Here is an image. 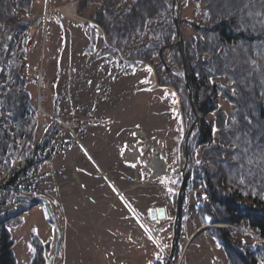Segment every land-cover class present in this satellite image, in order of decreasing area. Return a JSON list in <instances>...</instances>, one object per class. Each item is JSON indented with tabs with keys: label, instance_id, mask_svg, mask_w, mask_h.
Masks as SVG:
<instances>
[{
	"label": "rangeland",
	"instance_id": "rangeland-1",
	"mask_svg": "<svg viewBox=\"0 0 264 264\" xmlns=\"http://www.w3.org/2000/svg\"><path fill=\"white\" fill-rule=\"evenodd\" d=\"M108 1L111 2L109 11L113 21L134 3V0H74L77 13L92 20L106 4L108 6ZM157 1L161 8H166L160 9L162 11L156 19L149 21L143 30L137 31L132 38L127 39L130 40L129 45L123 49L115 47L106 34L107 40L122 52L124 58L142 60L131 57L141 54L140 50L143 48H148L156 40L153 35L157 30H162L163 38L171 35L169 42L176 50L166 44L162 47L164 60L156 56L153 64L149 63L155 71H161L162 76H166L165 69H168L169 75L182 76L183 66L176 60L179 48L176 44L172 0ZM69 2L70 0H49L47 7L46 4L36 3L31 8L36 15H47L48 18L47 21H44V18L39 25L32 26L34 34L30 44L33 45L29 44L26 49L27 58L24 59L22 72L34 106L39 99L38 92L44 93L45 113L37 114L35 124L30 129L34 134L33 143L29 138L16 142L25 143L31 151L48 132L51 124L56 125L58 135L52 143L53 154L39 168L34 167L31 173L21 176L16 185L22 191L15 192L21 195L12 200L9 198L1 204L0 215L5 212L17 215V212L27 209L21 201L22 198L28 200L25 196L45 199L50 204L62 233L54 264H66L67 252L69 255L74 253V239L72 241L69 234L73 236L74 231L80 234L84 229L89 232L92 224L102 221L100 216L106 213L102 196H115V188L109 181L114 180L117 183V195L123 194V188L127 189L125 196L129 197L130 202L123 201L125 209L121 216L126 232L125 249H129L131 256L125 263L152 264L155 259L164 262L172 238V226L169 221L174 220L175 215L174 193L181 183V167L185 165L184 141L181 140L180 126L173 111L174 103L164 90L151 89L152 83L148 81L150 72L147 68L125 61L118 51L108 47L102 36L97 34L92 50L88 27L74 25L59 16L60 8ZM177 5L183 42L184 39L186 41L196 35L191 24L202 23L204 6L201 0H177ZM17 16L19 19H27L26 16L22 17L20 12ZM45 36H48V39ZM40 70L46 74L50 88L41 90L33 82V74ZM215 81L219 82L220 79ZM217 102L219 109L228 112L231 110V105L221 96H218ZM47 112L59 120L50 119L45 115ZM198 114L199 123L193 133L202 120L210 121L215 118L214 113L204 114L198 111ZM160 147L164 151L168 172L150 179L146 172L149 157L155 155ZM201 149L198 150L196 164L200 163L203 153ZM25 150L12 154L14 167L19 165L20 155L26 154ZM127 150L137 153L138 158L132 160L126 155ZM42 156L43 154L39 153L38 158ZM2 170L0 168V172L4 174ZM195 173L194 169L191 175L194 176ZM101 180H106L111 189L101 188L96 183ZM199 193L206 195L202 190ZM120 195L118 196L122 198ZM120 200L118 203L122 201ZM199 202L191 190L187 194L186 214L183 221L182 217L180 221L178 246L182 249L174 264H228L224 250L208 235L212 226L220 225L232 229L230 240H241L251 246L252 252L264 249V244L256 250L252 249L253 241L247 233L249 226L244 224L233 225L235 227L226 223L202 225L197 210L193 208ZM113 204L116 206L117 202ZM44 207L38 202L18 217H12L13 221L8 223L14 233V249L19 264L31 263L33 252L30 236L33 234L44 244H49L45 255L46 264H50V253L57 233L55 224ZM161 207L166 209V218L153 220L151 211ZM127 210L130 229L126 224ZM156 229L161 232L162 238L158 237ZM244 229L246 231H243ZM84 236L87 239L89 237L88 234ZM86 244L90 243L85 242ZM112 248L115 255L122 252L120 243H116ZM105 260V264H116L113 258Z\"/></svg>",
	"mask_w": 264,
	"mask_h": 264
},
{
	"label": "trees",
	"instance_id": "trees-1",
	"mask_svg": "<svg viewBox=\"0 0 264 264\" xmlns=\"http://www.w3.org/2000/svg\"><path fill=\"white\" fill-rule=\"evenodd\" d=\"M201 2L204 6L202 23L191 24L196 35L182 43L197 110L204 114L214 113L215 118L202 120L190 138L192 172L195 169L196 173L190 176L186 187L182 221L186 214L187 194L194 190L200 202L193 208L197 210L202 225L244 224L264 237V0ZM110 5L111 2L108 6L106 4L93 20L105 29L110 43L120 49L129 45L127 39L156 19L162 11L160 9L166 8H161L157 0H134L113 21ZM31 8L30 0H0V168L5 171L12 167V154L19 151L16 141L29 138L33 143L34 134L30 129L38 117L22 70L29 48V31L41 19L30 23L17 16ZM88 29L93 50L98 35L92 27ZM162 32L157 30L153 35L156 40L131 59L153 64L156 56L160 58L162 47L168 44L173 48L169 42L171 35L163 38ZM176 60L183 66L179 51ZM130 63L138 65L134 61ZM156 72L161 85L172 86L178 93L188 131L194 122V110L184 73L182 76L169 75L165 69L166 76H162L161 71ZM218 96L231 105L229 112L219 109ZM179 131L181 134L180 128ZM57 133L56 125L51 124L35 150L22 156L9 179L0 183V205L9 197H16V191H22L16 185L22 175L31 173L34 167L39 168L50 158ZM199 149L203 153L200 163L196 164ZM39 153L43 154L41 158H38ZM178 189L174 193V214ZM200 190L206 195L199 193ZM21 201L27 208L23 211L36 204L27 199ZM23 211L17 215L10 212L0 215V264H19L14 233L8 223ZM231 230L221 226H212L208 230V235L224 250L227 263L264 264V249L252 252L251 246L241 240L232 242ZM30 239L33 252L30 264H46L45 252L49 244H44L36 234ZM181 249L179 245L178 254ZM154 264L164 262L155 261Z\"/></svg>",
	"mask_w": 264,
	"mask_h": 264
},
{
	"label": "water",
	"instance_id": "water-1",
	"mask_svg": "<svg viewBox=\"0 0 264 264\" xmlns=\"http://www.w3.org/2000/svg\"><path fill=\"white\" fill-rule=\"evenodd\" d=\"M172 12H173V22H174L175 32H176V37H177L176 44L178 45L179 52H180L182 62H183L185 85L188 90L191 106L195 112V121L193 125L190 127V129L188 130V132H186L183 113H182V107H181V101H180V97L178 93L175 91V89L172 86L161 85L159 83L156 71L149 62L145 60H134V62L138 63L140 67H144L149 70L150 73L148 76V81L152 83V87H151L152 90L162 89L168 95L171 96L172 102L174 103L173 111L176 113L177 122L179 123L180 130H181V135H182L181 140L184 141L185 165L181 167V183H180V186L177 192V199H176V204H175V215H174V223L172 227V238L170 242V251H169V255H168V258L165 264H174L176 261L177 255H178V242H179L180 221L182 217L183 202H184V198L186 195V187H187L190 175H191V158H190V151H189V142H190V138H191L194 128L199 123V114H198V111H197V108L194 102L193 91H192V88H191V85L188 79L187 61H186V57H185L183 47H182V38H181V31H180V24H179V15H178L179 10H178V5H177V0H172ZM59 16L65 19L67 22H72L74 25H79L82 27H92L99 36H102L104 38L106 44L111 46L108 43L106 33L101 25H99L94 20L83 17L77 13L74 0H70L69 3H67L65 6L60 8ZM116 50L119 52V54L122 56V58L125 61H130L124 58L122 52L118 48H116ZM163 50L164 48L160 50V58L162 60H164L163 55H162ZM35 201L40 202L46 206L48 210V214L52 218V221L55 224V227H56L55 229L57 230L58 233H60L59 224L53 212L51 211L48 203H46L44 200H41V199L35 200ZM151 215H152L153 220L165 219L166 210L164 207H161V208H158L156 211L155 210L151 211Z\"/></svg>",
	"mask_w": 264,
	"mask_h": 264
},
{
	"label": "crops",
	"instance_id": "crops-1",
	"mask_svg": "<svg viewBox=\"0 0 264 264\" xmlns=\"http://www.w3.org/2000/svg\"><path fill=\"white\" fill-rule=\"evenodd\" d=\"M109 181L113 184L115 188L113 190L115 196H109L108 194L102 196V201H104V203L102 202V204L106 205V213L105 215L100 216V219L102 220L101 222L96 221L94 225L92 224V228L94 230H92L91 228V230L88 232V230L84 229V231L80 234L78 231H74L73 236L69 234V237L72 238V241L74 239V248H72L74 253L72 255H69L67 252L66 264H105V262L107 261L105 259L110 260L112 258L115 260L116 264H126V259H130L131 256L129 253V249H125L126 232L124 221H122L121 217L125 209L123 201L126 200V202L130 203L129 197L127 198L125 196V194H127V189L123 188V194H118L122 197L120 198L116 192L117 183L114 180ZM96 183L101 188L105 187L107 189H111L109 188V184L106 180H101V182L97 181ZM119 200L121 202L118 203ZM115 201L117 202L116 206L113 204ZM127 212L128 222L126 224L130 229L129 210H127ZM66 234H68V231L66 232ZM85 234L89 235V240L84 236ZM127 236L129 240V230L127 232ZM84 241L89 242L90 244L85 245ZM116 243H120V245L122 246V254H114L115 252L112 247L115 246ZM66 250L68 251L67 244ZM155 261H161V259L153 260L152 264H154Z\"/></svg>",
	"mask_w": 264,
	"mask_h": 264
},
{
	"label": "bare ground",
	"instance_id": "bare-ground-1",
	"mask_svg": "<svg viewBox=\"0 0 264 264\" xmlns=\"http://www.w3.org/2000/svg\"><path fill=\"white\" fill-rule=\"evenodd\" d=\"M49 2V0L47 1V2H43V3H40V4H46V7H47V3ZM39 4V5H40ZM47 12H49V10L47 9ZM48 14V13H47ZM22 21V20H21ZM36 23V22H35ZM34 34V32H33V28H31L30 29V31H29V37H32V35ZM182 38V37H181ZM183 39V38H182ZM29 40V44L30 43H32L31 42V39L29 38L28 39ZM32 40H33V38H32ZM175 40V39H174ZM30 45H33V44H30ZM111 47H114V46H112L111 45ZM182 47H183V45H182ZM115 48V47H114ZM184 49V48H183ZM12 50V49H11ZM184 51V50H183ZM37 85V84H36ZM39 88H41V90L44 88L43 86H39V85H37ZM38 93H40V91L38 92ZM40 94H42V95H44V93H40ZM45 97V96H44ZM36 102H37V100H36ZM46 102V98H45V101H44V103ZM36 105L37 104H35V110H36V112H37V109H36ZM42 108H43V105H42ZM37 114L39 115V113L37 112ZM193 133V132H192ZM191 142V141H190ZM20 143H22L21 141H18L17 143H16V145H17V147H18V149H19V151H21V152H24L23 150L24 149H20V146H19V144ZM26 146V149H27V145H25ZM29 153H26V154H23V155H20V159L22 158V156H26V155H28ZM126 155L127 156H130V158H132V160H136L137 158H138V154L137 153H130V151L129 150H127L126 151ZM15 165H13L12 164V170H10V171H3L2 170V172L6 175V176H4L1 172H0V182H2V183H4V182H6L8 179H9V177L12 175V172H13V167H14ZM184 166V165H183ZM18 167V166H17ZM15 168V167H14ZM146 172H147V174L150 176V179H154V178H157V177H159V176H163V175H165V174H167V165H166V158H165V155H164V151H163V148H158L157 150H156V152H155V156H154V158H150L149 159V161H148V167L146 168ZM191 174H192V166H191ZM14 175V174H13ZM191 176V175H190ZM18 195V194H17ZM21 195V194H20ZM24 195V194H23ZM16 196V195H15ZM23 197V196H22ZM21 197V198H22ZM25 197H27L28 198V200H30L32 203L34 202V203H38V202H36L35 200H39V199H33L32 197H30V196H25ZM10 198V197H9ZM12 198H14V197H12ZM12 198H11V200H12ZM18 198V197H17ZM19 199V198H18ZM23 199V198H22ZM9 200V199H8ZM41 200H44L46 203H48L45 199H41ZM14 201V200H13ZM40 203V202H39ZM42 204V203H41ZM42 205H44V204H42ZM48 205L50 206V204L48 203ZM45 206V205H44ZM46 207V206H45ZM44 207V208H45ZM47 209V208H46ZM50 209H51V211H52V208L50 207ZM48 211V210H47ZM50 217V216H49ZM50 219L52 220V218L50 217ZM220 226V225H219ZM250 227V226H249ZM56 228V227H55ZM56 233H57V237H56V239H55V242H54V245H53V247H52V250H51V253H50V260H49V263L50 264H54V260L56 259V254L58 253V251H59V243H60V240L62 239V233L60 232V233H58L57 232V230H56ZM156 233H157V235H158V237L159 238H162V234H161V232L158 230V229H156Z\"/></svg>",
	"mask_w": 264,
	"mask_h": 264
},
{
	"label": "built area",
	"instance_id": "built-area-1",
	"mask_svg": "<svg viewBox=\"0 0 264 264\" xmlns=\"http://www.w3.org/2000/svg\"><path fill=\"white\" fill-rule=\"evenodd\" d=\"M47 1L48 0H30V2H31L32 5H35L36 3L39 5L40 3L47 2ZM20 15L22 17H25L26 16L27 17L26 20H28L30 23H35L38 19H44V18H45L44 21H47V18H48L47 15H36L34 13V10L33 9L30 10V11H27V12H20ZM29 38L32 40L33 37H29ZM45 38L48 39V36H45ZM32 77H33L32 80H33V82L35 84H37L39 86H43L44 88L45 87L50 88V83L47 80L46 74L44 73L43 70H40V71L34 73ZM38 97H39V99H37L36 109H37V112L40 115H44L45 111H44V108H42V105H43V103L45 101V97H44V95H42L40 93H39V96ZM45 115L47 117H49L50 119H54L55 118V119L59 120V118H56L52 113H48L47 112ZM25 145H26L25 143H20L19 144L20 148H22V149H26V146ZM34 150H35V146L32 148L31 151H29V148H27L25 150V153H31ZM154 156L155 155L150 156L149 159L150 158L151 159L154 158ZM3 175L6 176L5 174H3ZM169 225L170 226L173 225L172 220L169 221ZM232 227H235V226L232 225ZM243 231H246V229H244ZM247 233L251 236V239L253 241V243H251L252 244V249L256 250V249H258L260 246H262L264 244V237L261 236L259 234V232L256 229H254L253 227H249V231H247Z\"/></svg>",
	"mask_w": 264,
	"mask_h": 264
}]
</instances>
